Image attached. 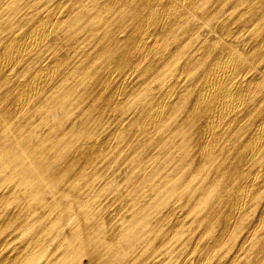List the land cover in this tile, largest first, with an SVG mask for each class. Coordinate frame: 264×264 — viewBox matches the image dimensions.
<instances>
[{"label":"bare ground","instance_id":"6f19581e","mask_svg":"<svg viewBox=\"0 0 264 264\" xmlns=\"http://www.w3.org/2000/svg\"><path fill=\"white\" fill-rule=\"evenodd\" d=\"M51 1L0 0V264H223L232 226L227 264H264V0ZM97 101L118 122L93 136ZM180 149L207 171L191 194ZM184 204L221 224L205 252L181 213L160 228Z\"/></svg>","mask_w":264,"mask_h":264},{"label":"rangeland","instance_id":"374dc122","mask_svg":"<svg viewBox=\"0 0 264 264\" xmlns=\"http://www.w3.org/2000/svg\"><path fill=\"white\" fill-rule=\"evenodd\" d=\"M46 1H51V0H46ZM85 107H86V104H85ZM86 108H87L88 112L83 115L84 119L87 118L89 120V118H90V120H92L93 122L96 119L97 120L99 119V123H100V127L99 126L96 127L98 129H96L94 127H87V128L93 129V131L87 129L92 134L94 133V131L95 132H98V131L100 132L102 130H103V132H106L107 133V132L110 131V129L114 128V126L118 122L117 121V116H112L113 113H109V112H104L103 111V108H101V103L99 101L92 103L90 106L88 105ZM175 124L176 123H174L171 126V128L174 129L176 127ZM80 127H83V126L78 125V124L76 125V129H78V130L83 129V128H80ZM172 132H174V130ZM183 133L185 134V137H187L188 136L187 135L188 134V128L185 129V132H183ZM93 136H98V135L94 133ZM138 143H139L138 140L137 141L136 140H133L132 141V145L133 146H138L139 145ZM152 144H154V142H150V147L152 146ZM159 149H160V147L158 149H156L154 151V153H153V150H152L151 155H154L156 153V151L157 152L159 151ZM162 150H160V152H162ZM191 153H193L192 149H190V151L186 152V154H184V155H183L182 149H180V152L179 153L177 152V155L179 157V160H178V162H175V164L179 165L178 167L180 168V170H179V173L176 174V177H175V175H172L173 174V171L171 172V166L170 165H165V166H162V167H158L156 169H158V170L160 169V170L159 171L158 170H154V171H152V173H157V175L160 174V173L161 174H171L174 177L173 182L176 181V184H178V183L181 184L182 181H184V179H187L188 178L187 179V183H185L186 187H184V189H186L189 192V194L193 193V191L198 187V183L202 180V177L207 174V171H206V168H203L198 163V161H197V159L195 157L194 158L193 157H190V156H192ZM133 154H134V150L132 149L128 153L130 159L132 157H135ZM128 155H126V156H128ZM157 155H159V154H157ZM124 157H125L124 156V153H121V155L115 156L112 164H110V167L108 166V169L107 170L110 171L113 168L112 167L113 164L114 163H118L120 160H123ZM138 164L139 163H136L135 162L134 165H138ZM193 172H196L198 174L193 175V177L188 176V175H190ZM93 173L89 169L86 172V174H89V175H91V174L93 175ZM96 174H98V176H100L101 172L100 173L99 172H96ZM98 176L96 175V177H98ZM104 178H105V176H104ZM96 190L98 192L99 189H96ZM37 200H39V197H37ZM42 200L43 201H47L48 200V197L45 196ZM152 206H153L152 203H149L148 202L146 204V208L148 207V208L151 209ZM160 206H163V205H160ZM160 206L158 205L157 207H153L151 209V211H152L151 215H155L156 212L158 213V211H156L155 209L159 208ZM196 207L197 206H192V205L190 206L189 204H184L182 207L180 205L177 208V211H176L177 214L175 213V214H173V215H171L169 217V220H171L170 223H169L170 225L166 224V226H161L160 228L165 232V230H168L173 225H175V226H181V225L175 224L173 222L174 219H175V217H176V215H178V213H181L183 215V217H184V220H185V226H184L185 228L184 229L191 228V231H189V233L185 234L182 237V242L184 240H186V243L185 244L182 243L183 244L182 247H187V251H189L191 248H195L196 251L199 250L200 252H205L206 250H209V248H207V246L210 245L209 242L212 241V238H213L214 234L215 235L219 234V232L221 230V227H220L221 224H219L218 221H216V223L214 222V223L210 224V228L209 229H211V230L208 231V233L209 232H211V233L210 234H208V233L207 234H203L202 233V229L205 228L204 227V224H203L205 218H204V216L201 217V213L198 211V209ZM161 211H163V213H165L166 212V209H163L162 208ZM182 212H185V213H182ZM35 214H37V213H35ZM35 219H37L36 216H34L32 218V220H35ZM33 225L36 226L35 224L32 223L29 226L28 229L27 228L25 229L26 236H30L34 232L35 228H34ZM240 229L241 228L240 227H237V226L230 227L229 228L230 231L228 230V234H227L226 238L221 243V245H219L217 247V249H216V254L217 253H222V255L224 256V259L221 261L223 264H227L229 262V257L231 255H233L232 254L233 253V249H231L230 251L228 250L227 252H226V250L229 247H231L232 245H234L236 243L238 244L240 242L239 239L242 236V232H241ZM180 230H181V227H180ZM56 243H57L56 238H52V237L46 238L42 242V244H41V247L43 246V249H44L43 255L44 256L47 255L49 257L52 256L53 258H55V257L56 258H62V250L64 249L65 245L63 244V242H61V243L59 242L57 244ZM163 244L164 245H162L161 249L164 248L165 245H166L165 242ZM246 246H247V248L250 247V242H247L244 245V248H246ZM243 251L245 252V249L244 250H241L239 253H237V257L238 258L236 257L237 259H235L234 264H240L244 260V258L246 259V256H245V254H244ZM177 252L175 253L174 258H176L179 255ZM69 257H71V255H69ZM87 259H88V257L86 256V254H83L82 253V254H80L77 257V260L75 259V264H87L88 263V260ZM59 261H61V259H59ZM68 262H71V261H68ZM70 264H72V263H70Z\"/></svg>","mask_w":264,"mask_h":264}]
</instances>
